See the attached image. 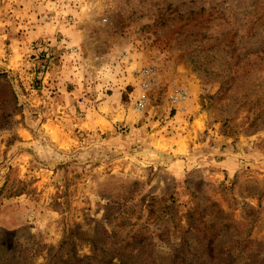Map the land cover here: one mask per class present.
Segmentation results:
<instances>
[{"label": "rangeland", "instance_id": "1", "mask_svg": "<svg viewBox=\"0 0 264 264\" xmlns=\"http://www.w3.org/2000/svg\"><path fill=\"white\" fill-rule=\"evenodd\" d=\"M5 81L0 264H264V0H0Z\"/></svg>", "mask_w": 264, "mask_h": 264}, {"label": "built area", "instance_id": "2", "mask_svg": "<svg viewBox=\"0 0 264 264\" xmlns=\"http://www.w3.org/2000/svg\"><path fill=\"white\" fill-rule=\"evenodd\" d=\"M135 78L138 80L139 92L134 97L133 104L138 111L143 112L148 106L150 91L156 83V70L150 66L142 67L135 71ZM188 98L187 88L181 85L173 86L169 93V101L174 105L185 103Z\"/></svg>", "mask_w": 264, "mask_h": 264}, {"label": "trees", "instance_id": "3", "mask_svg": "<svg viewBox=\"0 0 264 264\" xmlns=\"http://www.w3.org/2000/svg\"><path fill=\"white\" fill-rule=\"evenodd\" d=\"M6 77V76H2ZM17 109V96L14 89L7 81L2 83L0 89V110L3 114L14 113Z\"/></svg>", "mask_w": 264, "mask_h": 264}, {"label": "crops", "instance_id": "4", "mask_svg": "<svg viewBox=\"0 0 264 264\" xmlns=\"http://www.w3.org/2000/svg\"><path fill=\"white\" fill-rule=\"evenodd\" d=\"M188 86V85H187ZM188 88H189V86H188ZM189 90H190V88H189ZM193 91H194V89H193Z\"/></svg>", "mask_w": 264, "mask_h": 264}]
</instances>
